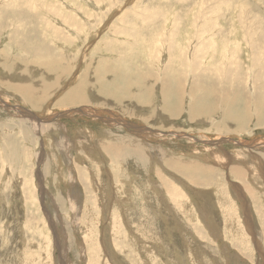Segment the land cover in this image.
Instances as JSON below:
<instances>
[{"label": "rangeland", "instance_id": "obj_1", "mask_svg": "<svg viewBox=\"0 0 264 264\" xmlns=\"http://www.w3.org/2000/svg\"><path fill=\"white\" fill-rule=\"evenodd\" d=\"M0 22V264H264V0H0Z\"/></svg>", "mask_w": 264, "mask_h": 264}, {"label": "bare ground", "instance_id": "obj_2", "mask_svg": "<svg viewBox=\"0 0 264 264\" xmlns=\"http://www.w3.org/2000/svg\"><path fill=\"white\" fill-rule=\"evenodd\" d=\"M25 4V3H24ZM60 4V3H59ZM104 7V6H103ZM127 7V6H126ZM55 8V7H54ZM98 9V8H97ZM137 10V9H136ZM89 11V10H88ZM107 12H109V11H107ZM134 13V12H133ZM37 14V13H36ZM50 15V14H49ZM130 15V14H129ZM8 17V16H7ZM144 17V16H143ZM148 17V16H147ZM61 18V17H60ZM138 18H140V17H138ZM65 19V18H64ZM74 19V18H73ZM134 19H136V18H134ZM140 19H142V18H140ZM152 19V18H151ZM72 20V19H71ZM75 21V20H74ZM137 21V20H136ZM145 21V20H144ZM4 22V21H3ZM140 22V21H139ZM2 22H0V24H1ZM147 24V23H146ZM4 25V24H3ZM62 25H63V23H62ZM129 25H131V24H129ZM128 25V26H129ZM1 27H3L2 26V24H1ZM1 27H0V29H1ZM21 27H23V26H21ZM25 27H27V26H25ZM123 27V26H122ZM133 27L134 26H132V29H133ZM136 27H138V26H136ZM146 27V26H145ZM110 28H111V26H110ZM121 28V27H120ZM139 28V27H138ZM137 28V29H138ZM6 29V28H5ZM24 29H26V28H24ZM86 29H87V27H86ZM149 29V28H148ZM85 30V29H84ZM152 30V29H151ZM59 31V30H58ZM106 31V30H105ZM133 31V30H132ZM131 31V32H132ZM151 32V31H150ZM154 32H155V30L153 31V34H154ZM119 33V32H118ZM123 33V32H122ZM136 33V32H135ZM152 33V32H151ZM150 33V35L152 36V34ZM10 34V33H9ZM99 34V33H98ZM131 34V33H130ZM138 36H139V34H138ZM99 37V36H98ZM131 37V36H130ZM132 38H134V37H132ZM97 39V38H96ZM131 39V38H130ZM149 39V38H148ZM109 40V39H108ZM6 41H7V38H6ZM81 41V40H80ZM123 41V40H122ZM125 41V40H124ZM148 41V40H147ZM150 41V40H149ZM152 41V40H151ZM11 42H13V41H11ZM79 42V41H78ZM133 42V41H132ZM138 43V42H137ZM149 43H151V42H149ZM97 44V43H96ZM133 45V44H132ZM14 46V45H13ZM107 46V45H106ZM159 46V45H158ZM16 47V46H15ZM94 47V46H93ZM145 47H149V45H146ZM150 47H151V45H150ZM149 47V48H150ZM153 47V46H152ZM152 47L150 48V49H152ZM148 48V49H149ZM143 49V48H142ZM149 49V50H150ZM15 50V49H14ZM144 50V52L147 54V52L146 51H148V50H146V49H143ZM183 50V49H182ZM39 53V52H38ZM40 54V53H39ZM145 56V55H144ZM147 60H148V57H147ZM18 62H21V61H18ZM26 62V61H25ZM120 62V61H119ZM22 63H23V61H22ZM27 63V62H26ZM121 63V62H120ZM149 63V62H148ZM147 64V63H146ZM150 64H151V62H150ZM153 64V63H152ZM156 66V65H155ZM112 69V68H111ZM97 72H100V71H97ZM97 74H99V73H97ZM101 74V73H100ZM103 75V74H102ZM121 75V74H120ZM123 75H125V74H123ZM122 75V76H123ZM99 76V75H98ZM102 77V76H101ZM99 78V77H98ZM101 79V78H100ZM128 79H130V78H128ZM132 79V78H131ZM171 79V78H170ZM99 80V79H98ZM154 80V79H153ZM164 81V80H163ZM180 81V80H179ZM82 83V82H81ZM105 82H103V84H104ZM173 83V82H172ZM180 83H181V81H180ZM97 84H99V83H97ZM96 84V85H97ZM166 84H168V83H166ZM170 84V83H169ZM169 84H168V86H169ZM93 85H94V83H93ZM106 85V84H105ZM109 85V84H108ZM161 85V84H160ZM170 86H171V84H170ZM81 87V86H80ZM79 87V88H80ZM97 87V86H96ZM100 87V86H99ZM103 87H104V85H103ZM107 87V86H106ZM165 87V86H164ZM163 87V88H164ZM173 87V86H172ZM78 88V89H79ZM81 88H83V87H81ZM95 88V87H94ZM101 89H102V87H100ZM166 88V87H165ZM169 88V87H168ZM167 88V90H168V93L167 94H165V95H168L169 94V98L172 100L175 96V94L174 95H172L173 94V92L170 94L169 92H170V88L168 89ZM106 89H108V88H106ZM144 90V89H143ZM164 90H166V89H164ZM173 90V89H172ZM81 91V90H80ZM82 91H83V89H82ZM140 91H141V89H140ZM42 93H43V91H41ZM67 92H69V91H67ZM106 92V91H105ZM104 92V93H105ZM40 94V93H38V94H36L34 91H28L27 89H26V92H25V98H27V101H29V103L32 105V107L33 108H39L40 106H41V104H42V102L40 101V99H37L38 97H40V96H43L44 94ZM78 93V92H77ZM108 93V92H107ZM164 93V92H163ZM55 94V93H54ZM69 94V93H68ZM79 94V93H78ZM66 95H67V93H66ZM69 95H73V93H71V94H69ZM68 95V96H69ZM85 95V94H84ZM103 95V94H102ZM106 95V94H105ZM61 96V95H60ZM59 96V97H60ZM65 96V95H64ZM66 97L62 102H64L66 105H69L70 106V104L72 103V102H74L73 101V98L71 97V96H69V97ZM74 96V95H73ZM173 96V98H171ZM211 96V95H210ZM37 97V98H36ZM63 97V96H62ZM180 97V94H177L176 95V100H174V102L173 103H178V98ZM44 98V97H43ZM61 98V97H60ZM64 98V97H63ZM74 98H77V96L76 97H74ZM79 98V97H78ZM142 98V97H141ZM168 98V97H167ZM211 98H215V99H217V100H220L221 102H222V105L224 104V105H226L227 103H228V109L226 108H224L225 110H226V113H228V114H230L231 113V115H241V116H243V117H245L242 113H240V112H236V108H234V107H232L231 105H229V102H233V101H229V100H226L227 101V103L225 104L224 103V100H225V96H222V98H219V97H215V96H213V97H211ZM228 98V97H227ZM81 99H83L82 98V96H81ZM140 99V98H139ZM166 99V98H165ZM205 99H209V98H205ZM231 99H232V97H231ZM26 100V99H25ZM61 100V99H60ZM76 100V99H75ZM135 100V99H134ZM167 100V99H166ZM172 100V101H173ZM59 101V100H58ZM57 101V102H58ZM77 101H79V100H77ZM207 101V100H206ZM235 101V100H234ZM61 102V101H60ZM81 102V101H80ZM83 102V101H82ZM85 102V101H84ZM165 102V101H164ZM168 103H169V101H167ZM168 103H167V106H168ZM196 103V102H195ZM81 104V103H80ZM55 105V104H54ZM73 105V104H72ZM74 105H76V101H75V104ZM79 105V104H78ZM170 105H171V103H170ZM195 105V104H194ZM257 105V104H256ZM197 106H200V104L198 103V105ZM203 106V105H202ZM29 107H30V105H29ZM57 107V106H56ZM164 107V106H163ZM170 107V106H169ZM195 107H196V105H195ZM257 107H258V105H257ZM31 108V107H30ZM72 108V107H71ZM79 108V107H78ZM197 108V107H196ZM203 108V107H202ZM69 109V108H68ZM87 109V108H86ZM166 109H168V108H166ZM166 109H165V111H166ZM210 109V108H209ZM208 109V110H209ZM172 110V109H171ZM200 110V109H199ZM260 110H261V108H260ZM63 111V110H62ZM170 111V110H169ZM195 111H196V109H195ZM201 111V110H200ZM211 111H213V110H211ZM264 111V110H263ZM263 111H262V113H263ZM172 112H174V111H172ZM258 112V111H257ZM167 113V112H166ZM194 113H196V112H194ZM198 113V112H197ZM28 114V113H27ZM223 114V113H222ZM97 115V114H96ZM95 115V116H96ZM200 115V114H199ZM198 115V116H199ZM201 115H202V113H201ZM226 115V114H225ZM237 115V116H238ZM246 115V114H245ZM28 116H30L29 114H28ZM33 115H31V117H32ZM99 116V115H98ZM172 116H174V114L172 115ZM27 117V116H26ZM154 117H155V115H154ZM28 118V117H27ZM33 118V117H32ZM36 118V117H35ZM34 118V119H35ZM228 118V117H227ZM232 118V117H231ZM234 118H235V116H234ZM256 118V117H255ZM258 118V119H257ZM256 119H257V123H264V119L262 118V116H261V118L260 117H257ZM23 119V118H22ZM29 119V118H28ZM27 119V120H28ZM38 119V118H37ZM155 119V118H154ZM237 119H239V122H238V124H240V118H237ZM30 120H31V118H30ZM37 121V120H36ZM242 121V120H241ZM23 122V121H22ZM31 122H32V120H31ZM237 122V121H236ZM33 123H34V121H33ZM33 123H31V124H33ZM36 124V123H35ZM41 124V123H40ZM153 125V124H152ZM32 126V125H31ZM41 126H43V125H41ZM254 126V125H253ZM261 126V125H260ZM56 127V126H55ZM156 127V126H155ZM154 127V128H155ZM34 129V128H33ZM154 130V129H153ZM36 131V130H35ZM148 132H150V131H148ZM172 132V131H171ZM152 134V133H151ZM154 134V133H153ZM152 134V135H153ZM186 134V133H185ZM174 135V134H173ZM50 137V136H49ZM89 137V136H88ZM48 138V137H47ZM90 141H92V139L90 140ZM134 141V140H133ZM46 143V142H45ZM71 144V143H70ZM262 145V144H261ZM11 146V145H10ZM5 147H7V146H5ZM5 147H3L4 149H5ZM94 147V146H93ZM252 148H253V146H251ZM16 149V148H15ZM63 149V148H62ZM95 149V148H94ZM107 149V148H106ZM1 150H2V148H1ZM108 150V149H107ZM97 151V150H96ZM105 151V150H104ZM93 152H95V150H93ZM107 153V152H106ZM212 153V152H211ZM11 154V153H10ZM106 155V154H105ZM214 155V154H213ZM78 156V155H77ZM212 156V155H211ZM7 157V156H6ZM221 158H226V156H224V157H219L218 155H214V157H213V160L215 161V162H218V163H220V164H229V163H231V162H233V160L232 159H234V158H231L230 160H228V161H226V159L225 160H223V159H221ZM9 159V158H8ZM239 160L241 159V158H238ZM6 160H7V158H6ZM12 160V159H11ZM82 160V159H81ZM255 160H257V158H255ZM4 161H5V159H4ZM42 161V160H41ZM199 161V160H198ZM223 163H222V162ZM242 162H244L245 163V166H247V164H246V162L244 161V159H242L241 160ZM39 162V161H38ZM212 162V161H211ZM236 162V161H235ZM255 162H258V160L257 161H255ZM42 163V162H41ZM153 163V162H152ZM174 164V163H173ZM217 164V163H216ZM261 166V165H260ZM264 166V165H263ZM186 168H187V166H186ZM191 169H192V167H191ZM194 169V168H193ZM194 170H196V167H195V169ZM228 170V169H227ZM264 170V169H263ZM87 171V170H86ZM189 171V170H188ZM193 171V170H192ZM190 173V172H189ZM195 174V173H194ZM39 175V174H38ZM264 175V174H263ZM190 176V175H189ZM262 176V175H261ZM219 177V176H218ZM21 177H19V179H20ZM33 179V178H32ZM40 179H42L41 177H40ZM44 179V178H43ZM21 180V179H20ZM19 180V181H20ZM33 182V181H32ZM21 184H22V182H20ZM170 183V182H169ZM46 184V183H45ZM226 184V183H225ZM171 187V186H170ZM172 188V187H171ZM183 188V187H182ZM181 188V189H182ZM185 189L187 188V190H188V187H184ZM175 190V193H174V195H176L174 198H176V199H174V201L176 200L177 202H174V203H176V205H179L180 203H179V201L181 202V204H184V203H187V201H186V198H185V196L183 197V194L182 193H180V191H178V190H176V187L174 188ZM37 190V189H36ZM183 191V190H182ZM189 191V190H188ZM27 192V191H26ZM43 192V191H42ZM207 192V191H206ZM210 192V191H209ZM242 192V191H241ZM158 193V192H157ZM173 193V192H172ZM185 193V192H184ZM31 194V193H30ZM43 194V193H42ZM143 194V193H142ZM214 195H216V194H214ZM60 197V196H59ZM167 197H168V195H167ZM173 197V196H172ZM189 197H190V195H189ZM230 197V196H229ZM140 198V197H139ZM57 199V198H56ZM190 199V198H189ZM218 199H219V197H218ZM168 200V199H167ZM169 200H170V197H169ZM171 201L173 202V199L171 198ZM171 201H170V203H171ZM189 201V200H188ZM217 201V200H216ZM191 204H192V201L190 200L189 201ZM228 202V201H227ZM227 202H225V203H227ZM263 202V201H262ZM127 204V203H126ZM128 205V204H127ZM193 205V204H192ZM191 205V206H192ZM94 206V205H93ZM152 206V205H151ZM216 206V205H215ZM180 208H182L181 207V205L179 206ZM189 207V206H188ZM195 207V206H194ZM153 208V207H152ZM183 208H184V206H183ZM185 208H187V205L185 206ZM230 208H232V207H230ZM191 209V208H190ZM147 210V209H146ZM232 210V209H231ZM185 211H186V209H185ZM188 211H190V210H188ZM219 211H220V209H219ZM223 211V210H222ZM221 211V212H222ZM74 212V211H73ZM224 212H226V211H224ZM187 213H190V212H187ZM246 213H248V211L246 212ZM262 214V213H261ZM186 215H189V214H186ZM193 214H191L190 216L191 217H193L192 216ZM147 216V215H146ZM189 216V217H190ZM196 218H197V215H194ZM210 216V215H209ZM187 217V216H186ZM190 217V218H191ZM247 217V216H246ZM250 217V216H249ZM257 217V216H256ZM144 218V217H143ZM195 218V219H196ZM192 219H194V218H192ZM248 219V218H247ZM250 219V218H249ZM257 219V218H256ZM144 220V219H143ZM109 221H111V220H109ZM152 221V220H151ZM195 221V220H194ZM199 221V220H198ZM82 223V222H81ZM216 223V222H215ZM53 226V225H52ZM142 226V225H141ZM151 226V225H150ZM188 226V225H187ZM217 226V225H216ZM5 227H6V225H5ZM47 227V226H46ZM82 227V226H81ZM239 227V226H238ZM244 227V226H243ZM93 228V227H92ZM106 228V227H105ZM179 228V227H178ZM237 228V227H236ZM89 229V228H88ZM3 230V229H2ZM131 230V229H130ZM177 230H179V229H177ZM213 230V229H212ZM239 230V229H238ZM237 230V231H238ZM247 230V229H246ZM87 231V230H86ZM233 231H235V230H233ZM237 231H235V232H237ZM244 231V230H243ZM242 231V232H243ZM248 231H249V229H248ZM88 232V231H87ZM202 232V231H201ZM239 232H241V229L239 230ZM264 232V231H263ZM89 233V232H88ZM238 233V232H237ZM236 233V234H237ZM244 234H246L245 232H243ZM248 233V232H247ZM3 234H4V232H3ZM142 234V233H141ZM213 234H214V232H213ZM216 234V233H215ZM214 234V235H215ZM238 235V234H237ZM239 235H242L241 233L239 234ZM91 236V235H90ZM183 236V235H182ZM210 236H211V233H210ZM217 236V235H216ZM233 237H234V235H232ZM244 236H247V235H244ZM50 237V236H49ZM86 237H88L87 236V234H86ZM118 237V236H117ZM218 237H220V236H218ZM242 237L243 236H241V239H242ZM161 238V237H160ZM172 238V237H171ZM232 238V237H231ZM236 238V237H235ZM233 239L234 241H236V239ZM246 238H248V237H246ZM48 239V238H47ZM87 239V238H86ZM149 239V238H148ZM151 239V238H150ZM168 239V238H167ZM187 239V238H186ZM238 239H239V237H238ZM240 239V240H241ZM253 239V238H252ZM88 240V239H87ZM120 240V239H119ZM184 240V239H183ZM25 241V240H24ZM132 241V240H131ZM227 241H229V240H227ZM231 241V240H230ZM244 241H245V238H244ZM114 242V241H113ZM238 242H239V240H238ZM242 242V241H241ZM226 243V242H225ZM247 243H248V240H247ZM84 244V243H83ZM106 244V243H105ZM238 244V243H237ZM242 244V243H241ZM244 244H245V242H244ZM243 244V245H244ZM131 245V244H130ZM172 245V244H171ZM188 245V244H187ZM192 245V244H191ZM191 245H190V247H191ZM234 245V244H233ZM252 245V244H251ZM105 247V246H104ZM128 247V246H127ZM142 247V246H141ZM233 247V246H232ZM238 247V246H237ZM25 248V247H24ZM84 248V247H83ZM143 249H144V247H142ZM186 248V247H185ZM211 248V247H210ZM107 249V248H106ZM126 249V248H125ZM154 249V248H153ZM197 249V248H196ZM209 249V248H208ZM240 249V248H239ZM247 249V248H246ZM22 250V249H21ZM26 250V249H25ZM108 250V249H107ZM106 250V251H107ZM202 250V249H201ZM240 250H243V248L242 249H240ZM245 250V249H244ZM85 251V250H84ZM105 251V252H106ZM153 251H155V249L153 250ZM239 251V250H238ZM246 251V250H245ZM87 252H88V250H87ZM143 252V251H142ZM212 252V251H211ZM214 252V251H213ZM244 252V251H243ZM241 253V252H240ZM24 254V253H23ZM27 254V253H26ZM85 254V253H84ZM32 255V254H31ZM100 255H101V253H100ZM107 255H109V254H107ZM143 255V254H142ZM145 255V254H144ZM172 255V254H171ZM103 256V255H102ZM86 257V256H85ZM101 257V256H100ZM183 257V256H182ZM138 258V257H137ZM188 258V257H187ZM245 258V257H244ZM100 259H102V258H100ZM93 260V259H92ZM127 260V259H126ZM197 261V260H196ZM219 261H220V258H219ZM252 261H254V260H252L251 259V262ZM28 262V261H27ZM90 262V261H89ZM134 262V261H133ZM174 262V261H173ZM189 262V261H188ZM29 264H30V262H28ZM92 263V262H91ZM129 263V262H128ZM169 263V262H168ZM183 263V262H182ZM213 263V262H212ZM90 264V263H89ZM191 264V263H190Z\"/></svg>", "mask_w": 264, "mask_h": 264}]
</instances>
